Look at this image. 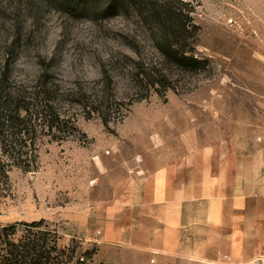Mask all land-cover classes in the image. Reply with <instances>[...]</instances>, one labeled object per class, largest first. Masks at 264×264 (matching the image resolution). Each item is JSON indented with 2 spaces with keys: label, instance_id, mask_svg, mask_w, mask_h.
Instances as JSON below:
<instances>
[{
  "label": "rangeland",
  "instance_id": "1",
  "mask_svg": "<svg viewBox=\"0 0 264 264\" xmlns=\"http://www.w3.org/2000/svg\"><path fill=\"white\" fill-rule=\"evenodd\" d=\"M168 6L186 65L161 54L150 11ZM1 92L62 120L32 121L34 170L0 174V226L46 232L64 264H136L103 245L104 205L159 160H212L229 189L264 192V0H0Z\"/></svg>",
  "mask_w": 264,
  "mask_h": 264
},
{
  "label": "crops",
  "instance_id": "2",
  "mask_svg": "<svg viewBox=\"0 0 264 264\" xmlns=\"http://www.w3.org/2000/svg\"><path fill=\"white\" fill-rule=\"evenodd\" d=\"M204 163L196 173L193 160H159L144 177L116 184L104 205L106 249L136 264L152 254L156 264H262L264 192L242 190L238 178L229 189L220 163L216 173ZM195 203L201 214L184 221Z\"/></svg>",
  "mask_w": 264,
  "mask_h": 264
},
{
  "label": "trees",
  "instance_id": "3",
  "mask_svg": "<svg viewBox=\"0 0 264 264\" xmlns=\"http://www.w3.org/2000/svg\"><path fill=\"white\" fill-rule=\"evenodd\" d=\"M150 13L165 40L164 48H161L163 57L172 58L182 65H186L190 60L195 61L194 58L186 56L183 48L179 50L178 43L174 42L184 38L188 27L180 16V9L168 6L163 13L154 8ZM19 98V94L14 100L0 93V174L5 178L6 167L15 166L23 171L36 168V154L32 153L33 142L29 139L32 121L42 122L46 130L54 133L60 131L58 124L62 122L56 115L46 116L41 111L32 113L28 103ZM10 103L13 107L11 109ZM105 121L104 118L103 122L106 123ZM18 224L0 226V264H64L62 258L65 250L56 246L57 239L49 244L46 232L20 229ZM23 225L32 227L37 224L31 222Z\"/></svg>",
  "mask_w": 264,
  "mask_h": 264
},
{
  "label": "built area",
  "instance_id": "4",
  "mask_svg": "<svg viewBox=\"0 0 264 264\" xmlns=\"http://www.w3.org/2000/svg\"><path fill=\"white\" fill-rule=\"evenodd\" d=\"M261 263L264 262V238H263V245H262V258L260 259ZM150 264H156L154 258L149 260Z\"/></svg>",
  "mask_w": 264,
  "mask_h": 264
}]
</instances>
